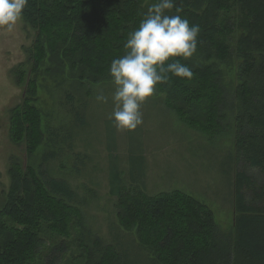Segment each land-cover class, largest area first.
Returning <instances> with one entry per match:
<instances>
[{"label": "trees", "instance_id": "trees-1", "mask_svg": "<svg viewBox=\"0 0 264 264\" xmlns=\"http://www.w3.org/2000/svg\"><path fill=\"white\" fill-rule=\"evenodd\" d=\"M156 2L29 0L23 17L36 35L29 48L30 73L24 63L14 70L25 90L23 102L12 110L10 130L16 142L26 141L28 158L49 140L31 73L38 75L51 61L61 71L69 67L76 83L111 79V61L124 54L128 34ZM174 5L169 15L179 8L181 16L200 27L195 54L221 61L238 58L242 80L228 92L215 62L179 58L193 77L171 76L157 89L184 120L201 112L199 122L207 134L222 132L232 118L234 161L256 168L258 178L248 169L236 170L234 235L219 228L208 205L181 190L151 195L142 189L125 191L113 182L118 216L126 229L137 230L161 264H264V0H174ZM191 103L196 106L188 108ZM77 116L83 121L78 110ZM52 157L47 153L45 158ZM41 167L17 161L10 167L12 184L0 209V264H63L72 239L79 256L65 264H131L99 238L94 246L85 243L79 205L68 200L74 189L64 180L52 177L49 182ZM118 174L114 179L121 180Z\"/></svg>", "mask_w": 264, "mask_h": 264}, {"label": "rangeland", "instance_id": "rangeland-1", "mask_svg": "<svg viewBox=\"0 0 264 264\" xmlns=\"http://www.w3.org/2000/svg\"><path fill=\"white\" fill-rule=\"evenodd\" d=\"M35 35L24 17L13 31L0 29V209L12 184L10 167L17 161L23 167L42 166L49 182L53 177L72 186L75 194L68 200L79 205L83 221L79 228L85 243L94 246V239L99 238L103 244L113 245L131 264L161 263L141 243L136 229L128 230L121 224L113 182L125 191L142 189L152 195L181 190L191 194L209 206L222 231L234 235L236 170L248 169L257 178L259 172L234 161L232 118L224 122L222 132L207 134L199 122L201 112L193 113L195 119L190 115L184 120L159 89L142 105L143 124L133 131H118L109 119L114 107L111 79L76 83L69 67L61 71L47 61L38 75L31 76L37 80L36 105L49 140L28 158L26 141L16 142L10 130L12 110L23 102L25 90V83H17L14 70L24 63L30 73L29 48ZM191 58L215 62L223 72L228 92L235 91L242 80L236 57L221 61L197 53ZM101 91L108 97L107 103L96 101ZM193 106L196 104L187 107ZM77 110L83 121H79ZM47 153L54 157L45 158ZM116 172L121 180L114 179ZM72 240L63 264L79 256L77 242Z\"/></svg>", "mask_w": 264, "mask_h": 264}, {"label": "clouds", "instance_id": "clouds-1", "mask_svg": "<svg viewBox=\"0 0 264 264\" xmlns=\"http://www.w3.org/2000/svg\"><path fill=\"white\" fill-rule=\"evenodd\" d=\"M29 0H0V29L13 31L22 19ZM174 0H157L141 19L139 26L128 34L123 44L124 54L114 58L109 75L114 91V105L109 119L118 131H133L143 124L142 105L152 97L157 86L167 83L171 76L191 79L193 72L181 59H189L198 48L199 25L179 13L168 12ZM97 102L107 103L101 91Z\"/></svg>", "mask_w": 264, "mask_h": 264}]
</instances>
